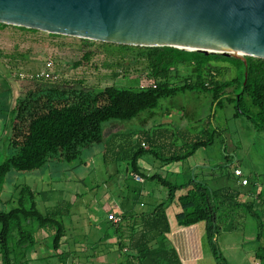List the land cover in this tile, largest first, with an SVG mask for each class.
<instances>
[{
  "label": "trees",
  "instance_id": "obj_1",
  "mask_svg": "<svg viewBox=\"0 0 264 264\" xmlns=\"http://www.w3.org/2000/svg\"><path fill=\"white\" fill-rule=\"evenodd\" d=\"M5 26L7 24L0 23V27ZM103 44L119 47L124 52L123 60L127 57L131 62L145 61L147 80L153 83L139 89L108 86L90 90L38 82L40 80H23L37 83L24 96L18 97L11 113L7 141L14 153L0 163V202L10 173L39 171L51 161L71 163L80 160L83 163L86 149L103 144L106 163L128 162L132 172L157 180L166 187L169 200L175 198L178 190L186 188L187 193L180 197L183 211L178 215L179 225L204 223L206 239L217 264H228L216 244V235L228 223L229 217L241 209L246 210L247 217L251 206L240 203L237 200L239 194L230 189L212 190L208 184L197 180L177 186L162 175L144 174L138 166L139 159L147 154H153L165 164L183 161L198 149L214 145L217 134L224 135L225 132L214 126L193 136L160 128L153 133L129 132L105 139L102 124L112 119L132 120L145 112L152 113L153 109L159 107L162 98L190 91L211 94L214 117L218 108L232 105L235 118L245 117L256 129L264 130V59L247 57L249 80L241 96L239 110L236 101L237 94L243 89L245 65L238 58L170 46ZM91 55V52L84 53L75 65H81ZM219 62L232 65L236 75L223 79L221 75L228 73L230 67L219 65ZM145 144L149 146L148 149L144 147ZM37 195L32 187L25 185L20 188L15 201L17 206L0 212L1 264L21 263L27 251L37 243L39 230L53 235L55 251L61 248L67 233L64 215L68 208L64 211L62 207L55 206L43 213L38 208ZM165 208L166 203H161L152 214L142 216L139 224L141 232L138 236L136 231L132 232L129 246L124 243L122 223L109 221L110 229L114 228L119 236L116 250L124 255V261L120 264H161L170 252L174 254L175 263H179L176 250L169 248L167 251V244L163 242L170 232ZM255 217L259 227L256 257L264 264V220Z\"/></svg>",
  "mask_w": 264,
  "mask_h": 264
},
{
  "label": "rangeland",
  "instance_id": "obj_2",
  "mask_svg": "<svg viewBox=\"0 0 264 264\" xmlns=\"http://www.w3.org/2000/svg\"><path fill=\"white\" fill-rule=\"evenodd\" d=\"M29 29L10 24L0 27V85L4 80L8 81L16 87L19 96H24L37 82L23 81L18 74L43 70L48 62L53 63L57 79L38 82L85 87L90 90L108 86L139 89L153 83L147 80L145 61L131 62L127 57L123 60L124 52L117 46L109 47L102 41ZM86 52L92 53L90 59L76 66ZM218 64L230 67L228 73L221 75L223 79H231L236 75V69L232 65L225 62ZM211 101L210 93L193 94L190 91L175 97L162 98L159 107L152 110L155 113L153 117H148V113L145 112L132 120L112 119L104 122L103 136L108 139L114 134L138 133L146 127L171 131L182 128L194 136L206 128L218 127L225 134H217L215 144L206 148V154L213 155L218 160L221 157L220 161H223V164L220 167V174L224 183L228 182L229 178L232 180L237 178L234 174L236 166L227 162L226 155L231 161L237 159L234 163L240 166L245 179L249 181L248 186H241L240 190L248 195L249 191L264 181V130L256 129L245 117L234 118V106L218 108L214 117V111L210 108ZM104 149L103 144H95L86 149L83 152V163L80 160L71 163L51 161L39 171L10 173L1 194L0 212L17 206L15 201L20 188L25 185L38 192L46 191L45 195H38L39 210L46 213L55 206L62 207L64 211L68 208L64 215L66 228L70 238L75 243L80 242V246H73L77 249L73 262L88 264L91 256L95 253L100 254V251L108 247L95 246L109 225L103 221L98 228L91 227L90 223L97 222V213L101 211L98 209L97 201L108 191L125 193L130 199L132 194L130 190L132 184H135L133 177L128 176L125 179L124 167L128 162L106 163ZM13 153L12 148L0 147V163ZM143 160L147 163L153 162L154 159L147 155L142 158ZM52 180H55V183H52ZM64 188L66 192L61 193L60 190ZM262 197L258 203L260 208L258 212L264 219V195ZM237 222L239 220L236 218L235 224ZM103 227L104 230L101 229ZM225 231L228 230L223 229L216 235V244L223 256L229 259L230 254L236 259L244 258L247 263H252L253 260L246 254L247 252L251 254L254 250V243H244L242 246L244 252L229 251L227 247H223L224 239L240 242L243 235L223 233ZM205 246L210 244L206 241ZM116 248V244L109 246L110 251ZM95 264L107 263L96 260Z\"/></svg>",
  "mask_w": 264,
  "mask_h": 264
},
{
  "label": "water",
  "instance_id": "obj_3",
  "mask_svg": "<svg viewBox=\"0 0 264 264\" xmlns=\"http://www.w3.org/2000/svg\"><path fill=\"white\" fill-rule=\"evenodd\" d=\"M0 23L133 46L264 59V0H0Z\"/></svg>",
  "mask_w": 264,
  "mask_h": 264
},
{
  "label": "crops",
  "instance_id": "obj_4",
  "mask_svg": "<svg viewBox=\"0 0 264 264\" xmlns=\"http://www.w3.org/2000/svg\"><path fill=\"white\" fill-rule=\"evenodd\" d=\"M197 93V92H192ZM18 91L16 87L4 80V83L0 85V147L4 149H9L7 138L10 133V121L11 113L16 106L18 97ZM213 110V99L210 105ZM232 106V105H230ZM235 114V112H234ZM233 114V117L235 118ZM149 117L155 115L154 112L148 114ZM176 131H181L187 133L189 131H184L182 128H176ZM156 129H150L146 127L140 130L138 133H153ZM137 134V133H136ZM190 134V133H187ZM186 134V135H187ZM196 133L195 135H197ZM213 146V145H212ZM209 146V147H212ZM145 148H149L147 144L144 145ZM208 147H202L198 149L193 155L188 157L183 161H175L170 163H163L161 159H158L153 154H147L153 157L154 160L159 161L147 162L142 161L141 157L138 161V166L144 174L150 176L153 174L162 175L164 178L176 184L177 186H185L193 180L199 182H204L210 186L212 190H222L230 189L233 192H237L239 196L237 200L240 203H247L251 206V211L246 217V210L241 209L234 216H230L228 223L223 226L225 231L223 233L234 234L242 233V241H232L226 240L223 241V247H227L230 250H237L244 252L242 248L244 243L253 242L254 250L251 251V254L247 252L248 258H251L253 262L247 263L244 258L236 259L233 255L225 256L228 264H254L256 257V250L259 246L257 236L259 233L258 219L255 216L261 218V214L258 212V203L262 200L264 195V181L259 183L256 188L248 192V195H245L240 189L242 185V179L237 178L232 180L229 178L228 182L224 183L221 180L220 166L223 164V161H220L221 157L216 159L213 155L206 154ZM205 149V150H204ZM145 155V156H147ZM227 157V162L234 164L236 168H240L239 165L235 164L234 161H231ZM47 165V164H46ZM45 165V166H46ZM44 166V167H45ZM43 168V167H42ZM125 179L128 176L133 177L135 184H132L130 192H132L130 199L125 193L121 192H106L100 200L97 201L98 209L101 210L97 213V222L92 221L90 223L93 229L98 228L97 226L101 225V222L105 221L110 224L108 215L110 213H115L121 216L122 223V235L124 239L125 246L130 245L131 234L135 233L137 236L141 232L139 224L143 215H150L156 209V207L161 203H166V215L170 224V232L166 234V239L163 241L167 244V251L169 248L175 249L179 257L178 264H217V261L214 257L212 247L206 245V232L205 224L197 223L191 226H180L178 222V215L183 211V208L180 203V197L187 193V189L183 188L177 191L176 196L173 200H169V190L161 185L157 180H151L146 178L144 175L132 172L130 165L127 164L124 167ZM136 176L143 178V181L137 180ZM244 177V172H243ZM245 178V177H244ZM56 179H59L56 177ZM60 180V179H59ZM59 180H56L60 183ZM264 180V178H263ZM55 180H52V183ZM64 181H62L63 183ZM248 186V185H246ZM164 188V189H163ZM243 189V188H242ZM36 191V190H35ZM38 195H45L46 191L38 192ZM61 193L66 192V189H61ZM37 195V198H38ZM237 218L239 222L234 223ZM92 219V217H90ZM262 219V218H261ZM243 220V221H240ZM264 220V219H262ZM112 222V221H111ZM118 222V223H119ZM232 224H234L232 226ZM134 228V229H133ZM104 230V227L101 228ZM119 236L115 232L114 228L110 229V226H106L104 230V236L98 239L97 245L95 246H108L100 254L95 253L89 258L88 264H95L96 260L104 261L107 264H120L124 261V255L112 249L110 251L109 246H117V240ZM53 235L45 230H39L37 232V243L31 247L25 256V259L18 264H73L75 260V254L77 253L76 247L80 246V242L75 243L69 236V231L67 230L66 236L63 238L61 248L58 251L53 249ZM170 254V256H169ZM168 257L165 260H162L161 264H176L174 254L170 252ZM231 258V259H230ZM233 258V259H232ZM247 258V257H245ZM231 260V261H230ZM244 260V261H243ZM0 264H1V254H0ZM77 264V263H76Z\"/></svg>",
  "mask_w": 264,
  "mask_h": 264
},
{
  "label": "built area",
  "instance_id": "obj_5",
  "mask_svg": "<svg viewBox=\"0 0 264 264\" xmlns=\"http://www.w3.org/2000/svg\"><path fill=\"white\" fill-rule=\"evenodd\" d=\"M54 73L55 72L53 71V63L48 62L46 64V67L43 70L32 72V73L20 72L18 74V76H19V78H21L23 80H25V79H29V80L57 79V76ZM234 174L238 178L242 179V181H241L242 185L246 186L249 184V181L247 179L243 178V171L241 168H236ZM136 178L139 181H143V178H141L140 176H136ZM108 219H109V221H112L113 223H118L119 221H121V216L117 215L115 213H110L108 215ZM73 264H76V263H73ZM254 264H262V262H261V260L256 259Z\"/></svg>",
  "mask_w": 264,
  "mask_h": 264
}]
</instances>
